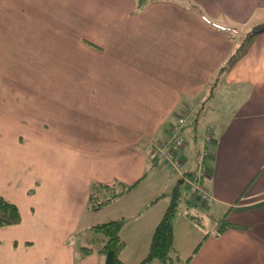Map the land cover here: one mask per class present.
Instances as JSON below:
<instances>
[{
    "label": "crops",
    "instance_id": "1",
    "mask_svg": "<svg viewBox=\"0 0 264 264\" xmlns=\"http://www.w3.org/2000/svg\"><path fill=\"white\" fill-rule=\"evenodd\" d=\"M137 3L0 0V194L22 215L0 226V264H104L89 228L119 218L121 258L140 264L170 198L149 203L180 179L155 164L153 144L194 103L204 109L182 158L196 167L211 126L201 182L213 198L182 189L177 251L184 264H264V29L212 86L235 30L264 23V0ZM152 164L120 198L89 207L94 182L132 184ZM224 217L236 226L219 233Z\"/></svg>",
    "mask_w": 264,
    "mask_h": 264
},
{
    "label": "trees",
    "instance_id": "2",
    "mask_svg": "<svg viewBox=\"0 0 264 264\" xmlns=\"http://www.w3.org/2000/svg\"><path fill=\"white\" fill-rule=\"evenodd\" d=\"M148 1L149 0H138L137 9H141ZM262 29H264V23L255 25L251 30L245 32V34L241 36L242 40L237 44L231 56L219 68L212 85L214 88L231 63L242 53L251 37ZM213 90L214 89H212L211 92ZM211 96L210 94L208 98H211ZM158 163L160 162L157 161L155 164ZM155 164L147 167L141 178L132 184H125L120 181L113 184H105L98 181L94 182L89 193V207L107 205L120 198L131 190L141 179L145 178ZM188 175L194 176V171H190ZM184 187L189 189V185L184 182L183 178H180L171 189L162 191L149 203H156L159 199L166 196L170 198L169 205L155 228L150 250L140 264H148L153 260H158L164 264H184L175 246V218L182 201V189ZM194 198L198 200L196 196ZM190 217L198 223H201L200 219L203 220V216L197 214H190ZM21 221L22 215L18 205L0 194V226L17 224ZM126 222L127 218H119L96 223L89 228L90 231L100 234L103 237L102 244L97 249L98 253L103 256L104 264H125L121 258V253L126 246V242L121 236V231ZM230 226L236 225L224 217L218 232L220 233ZM81 249L83 254H89L95 251L93 247L86 245L82 246Z\"/></svg>",
    "mask_w": 264,
    "mask_h": 264
},
{
    "label": "built area",
    "instance_id": "3",
    "mask_svg": "<svg viewBox=\"0 0 264 264\" xmlns=\"http://www.w3.org/2000/svg\"><path fill=\"white\" fill-rule=\"evenodd\" d=\"M196 113L194 106L189 105L170 126L167 136L158 143L153 144L152 151L157 161L166 164L173 169L184 182L189 185L192 196H196L201 202H207L213 196L204 188L201 180L207 176L206 159L209 156V145L213 141L211 126H207L203 135V145L198 150L196 167L189 170L182 158V151L186 147V128L190 119ZM194 171V176L188 175Z\"/></svg>",
    "mask_w": 264,
    "mask_h": 264
},
{
    "label": "rangeland",
    "instance_id": "4",
    "mask_svg": "<svg viewBox=\"0 0 264 264\" xmlns=\"http://www.w3.org/2000/svg\"><path fill=\"white\" fill-rule=\"evenodd\" d=\"M235 32H236V34H238V38L239 37H241V36H243L244 34H245V32L243 33V32H241L240 30H235ZM241 40H242V37L240 38ZM191 106H194V108L196 109V113H195V115L193 116V118H191L190 119V121L192 120V119H194L195 117H197V112H198V109L200 110V112L204 109V107H203V105H201L200 103H194L193 105H191ZM205 112V111H204ZM177 117V116H176ZM204 142V141H203ZM203 145V144H202ZM207 218V217H206ZM207 221H208V219H207Z\"/></svg>",
    "mask_w": 264,
    "mask_h": 264
}]
</instances>
